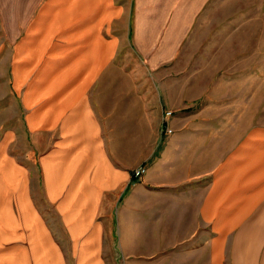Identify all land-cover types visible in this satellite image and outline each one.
I'll list each match as a JSON object with an SVG mask.
<instances>
[{
  "label": "rangeland",
  "instance_id": "rangeland-1",
  "mask_svg": "<svg viewBox=\"0 0 264 264\" xmlns=\"http://www.w3.org/2000/svg\"><path fill=\"white\" fill-rule=\"evenodd\" d=\"M45 1L0 0V224L11 221L9 209L20 220L18 192L22 221L32 224L33 236L37 234L34 229L39 219L22 183L26 178L32 204L41 220L53 229L55 241L67 260L65 264H94L78 262L58 211L59 202L49 200L46 194L41 157L55 147L58 136L32 128L43 125L49 115L40 106L31 112L34 107L24 102L28 82L17 85L30 72L28 61L43 56L53 35L65 31L63 36L72 41L78 31L90 30L93 37L100 36L93 31L108 19L113 8H109L108 0H73L63 4L55 1L35 23L34 29L41 31L42 37L26 39ZM112 5L120 13L102 28L105 38L112 42V51L86 93L104 124L113 154L121 152L123 159L118 160L144 161V165L129 169L127 193L143 181L157 159L152 155L158 145L161 147L157 153L161 155L177 132L187 130L193 141L199 143L203 140L201 127H223L218 132V142L209 141V154L215 156L216 150L221 153L242 142L249 130L264 128V0H113ZM101 40L110 44L104 39L94 42ZM88 41L76 40L79 48ZM56 48L46 57V64L30 84L25 100L38 103L48 97L53 105L59 103L52 118L67 116L64 120L68 121L76 114V95L63 94L60 76L51 85H46L45 80L50 64L61 62L69 51L61 56ZM75 51L79 50L74 49L68 56L70 60ZM174 118L181 124L178 128L173 125ZM70 124H63L65 133L77 130ZM91 129L96 131L95 126ZM210 136L214 137V132ZM219 142H223V147ZM119 144L126 149L119 151ZM66 158L45 162L52 192L72 180L75 165L69 156ZM140 167L146 171L136 177ZM95 179L99 184L97 173ZM79 188L76 186V190ZM69 197L65 205L73 209L67 217L77 219L88 195L79 197L75 191ZM120 204L114 203L111 208L101 206L96 216L102 230L100 264H209L203 262L209 248L199 247V243L181 257L179 248L173 255L175 251L168 248L158 252L153 247H143L137 257L131 248H121L117 232ZM80 226L74 227L77 232ZM103 230L107 233L105 245ZM20 241L22 238L16 235L5 243L18 247ZM8 247L2 246L0 252L6 254ZM93 249L81 247V257L91 255Z\"/></svg>",
  "mask_w": 264,
  "mask_h": 264
},
{
  "label": "crops",
  "instance_id": "crops-1",
  "mask_svg": "<svg viewBox=\"0 0 264 264\" xmlns=\"http://www.w3.org/2000/svg\"><path fill=\"white\" fill-rule=\"evenodd\" d=\"M55 1L63 4L73 0H46L31 23L26 39L42 37V32L34 29L35 23L42 12L54 5ZM112 3L113 0H108V6L113 8V13L97 31H93L100 36L93 37L90 30L78 31L71 41L63 36L65 31L57 32L47 44L43 56L28 61L30 72L17 85L20 87L24 82H28L24 102L34 107L31 112L40 106L49 115L43 125L32 129L45 131V134L49 135L55 132L58 136L55 147L41 157V166L47 197L53 202H59L58 211L63 216V226L72 252L77 256L79 263H101L98 248L102 230L96 216L100 213L101 206L111 208L114 203L120 202L117 211L120 247L131 248L136 252V257L141 255L139 252L143 247H153L158 252L168 248L175 251L173 255H176V249L179 248L182 251L180 253H183L178 254L181 257L185 256L186 252L190 253L193 244L199 243V247L209 248V255L203 260L205 263L264 264V128L249 130L242 142H237L221 153L216 150L215 156L209 154V141L218 142V135L223 127L216 126L215 130L213 126L201 127L199 132L202 133L203 140L199 143L193 141L187 130L183 133L177 132L171 136L161 155L157 153L160 144L156 153L151 148L150 151L154 152L152 156L157 159L150 165L141 183L129 193L125 190L131 178L129 169L144 165V161L139 159L137 162L127 163L118 160L123 159L121 152L117 156L113 154L111 142L104 132V124L97 117L93 101L86 93L112 51V42L105 38L102 31L106 23L120 13L117 12L119 8H115ZM25 6H28L27 3ZM31 13L32 10L29 11L30 16ZM86 38L89 41L79 48L76 40ZM90 39L93 41L90 42ZM96 39H104L111 45L102 43V40L95 43ZM54 48L61 56L65 54V50L69 51L61 62L50 64V68L46 69L45 80L46 85H51L55 81L58 82L60 76V82L64 85L63 94L76 95V114L69 117L68 121L64 120L67 116L52 118L54 112H58L59 103L53 105L48 97L38 103H27L25 100L30 84L46 64L45 59L50 57V51ZM74 49L79 51H75L70 60L68 56ZM97 55L103 56V61L99 60ZM59 71L61 74L57 73ZM44 82V78L41 79L42 85ZM179 123L177 118H174L175 128L181 125ZM63 124H70L77 132L71 130L72 132L65 133ZM94 126L95 132L91 129ZM212 131L214 137L210 136ZM119 145V151L126 149L125 146ZM218 145L222 146L223 142ZM151 152H147L148 155ZM65 156L66 159L68 156L71 158L75 169L72 180L65 182L55 193L48 187L45 162ZM96 173L99 184L95 179ZM22 181L30 207L39 219L36 225L33 224L37 234L33 236L32 224L28 225L22 221L17 192L20 220L9 209L14 221L6 220L0 224V249L2 246H9L6 254L0 252V264H65L67 260L65 261L63 250L55 241L53 229L41 220L28 193L26 178ZM76 186L80 188L76 190ZM75 191L79 197L87 194L89 200L80 207L82 211L78 213L77 219H68L67 216L73 207L66 206L65 200ZM79 224L81 228L80 232H77L74 227ZM16 235L23 240L20 241L22 243L19 242L18 247L13 243H5L15 239ZM106 238L107 233L103 230L104 245ZM83 246L94 248L91 255L81 257L80 249ZM172 258L174 262V257Z\"/></svg>",
  "mask_w": 264,
  "mask_h": 264
},
{
  "label": "built area",
  "instance_id": "built-area-1",
  "mask_svg": "<svg viewBox=\"0 0 264 264\" xmlns=\"http://www.w3.org/2000/svg\"><path fill=\"white\" fill-rule=\"evenodd\" d=\"M169 131V130H168ZM146 169L144 167H140L137 171L135 176L139 177L140 175H143L145 173Z\"/></svg>",
  "mask_w": 264,
  "mask_h": 264
}]
</instances>
